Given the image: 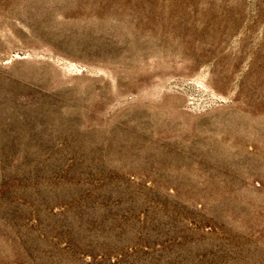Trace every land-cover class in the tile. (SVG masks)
Segmentation results:
<instances>
[{
	"label": "rangeland",
	"instance_id": "obj_1",
	"mask_svg": "<svg viewBox=\"0 0 264 264\" xmlns=\"http://www.w3.org/2000/svg\"><path fill=\"white\" fill-rule=\"evenodd\" d=\"M0 264H264V0H0Z\"/></svg>",
	"mask_w": 264,
	"mask_h": 264
}]
</instances>
